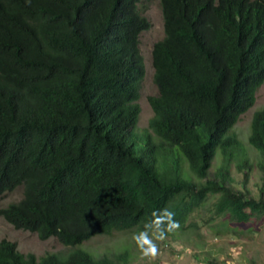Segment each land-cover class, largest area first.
<instances>
[{
	"label": "trees",
	"instance_id": "1",
	"mask_svg": "<svg viewBox=\"0 0 264 264\" xmlns=\"http://www.w3.org/2000/svg\"><path fill=\"white\" fill-rule=\"evenodd\" d=\"M141 1L0 0V196L21 191L0 215L14 228L74 247L139 231L168 206L181 225L171 236L197 227L187 221L210 196L207 220L236 229L264 217V108L248 136L260 155L261 195L235 190L228 175L241 148L232 129L264 82V0H160L157 92L140 136V34L149 27ZM181 159L203 181L188 178ZM121 262L127 251L95 258L74 247L37 257L0 240V264Z\"/></svg>",
	"mask_w": 264,
	"mask_h": 264
},
{
	"label": "rangeland",
	"instance_id": "2",
	"mask_svg": "<svg viewBox=\"0 0 264 264\" xmlns=\"http://www.w3.org/2000/svg\"><path fill=\"white\" fill-rule=\"evenodd\" d=\"M138 10L148 22L149 27L140 34V51L144 59L145 74L140 83L139 98L137 103L140 108L139 117L135 131L142 135L148 129V123L152 117L149 97L157 92L153 81V66L151 51L153 45L163 39L164 27L160 0H142L138 4ZM264 108V82L256 92L254 104L243 114L234 125L232 132L240 141L241 148L234 151L229 166V185L235 190H248L249 195L258 198L261 182V172L258 168L260 155L258 151L248 143L250 133V121L256 110ZM141 144V140L138 141ZM242 163L244 167L238 169L237 164ZM221 164L219 151L209 170L210 176ZM184 174L196 180L187 163L181 159ZM247 172L248 179L242 182L244 173ZM191 176V177H190ZM264 197V190L262 193ZM21 198L19 189L0 196V209L8 203ZM217 196H210L204 207H198L189 217L188 222H194L197 227L192 226L176 235H168L166 239L157 241L159 253L155 259H145L132 239L135 230L113 231L110 234H99L89 240L77 244L74 247L91 253L95 258L114 255L127 251L128 264H178L177 257L182 259L179 264H201L206 260H215L219 264H264V217L249 224L234 225L229 227L220 218L209 219L212 215V202ZM235 229V230H234ZM8 239L16 243L22 253H32L37 257L46 253H57L67 255L74 247L60 243L56 238L40 239L36 233L27 230L16 229L0 215V240ZM123 264V262H121Z\"/></svg>",
	"mask_w": 264,
	"mask_h": 264
},
{
	"label": "clouds",
	"instance_id": "3",
	"mask_svg": "<svg viewBox=\"0 0 264 264\" xmlns=\"http://www.w3.org/2000/svg\"><path fill=\"white\" fill-rule=\"evenodd\" d=\"M180 222L175 219V212L168 206L154 210L143 222V227L132 236L142 258L155 259L159 253L157 241L167 238L170 233L179 230ZM177 257V261L181 260Z\"/></svg>",
	"mask_w": 264,
	"mask_h": 264
}]
</instances>
